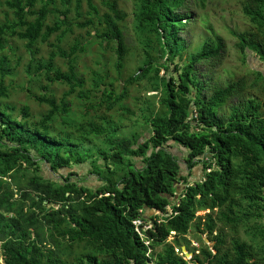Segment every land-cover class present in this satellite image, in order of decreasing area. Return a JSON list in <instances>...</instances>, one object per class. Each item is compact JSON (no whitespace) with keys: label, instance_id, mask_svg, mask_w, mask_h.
Listing matches in <instances>:
<instances>
[{"label":"trees","instance_id":"obj_1","mask_svg":"<svg viewBox=\"0 0 264 264\" xmlns=\"http://www.w3.org/2000/svg\"><path fill=\"white\" fill-rule=\"evenodd\" d=\"M129 1L131 14L120 0H88V15L73 18V0H4L0 264H264V69L256 63L264 65V0H240L246 22L233 33L235 46L252 68L239 77L224 68L227 43L211 26L197 45L189 37L198 30L193 8L207 0ZM77 29L87 45L79 40L68 51ZM13 40L28 53L27 76L46 82L32 94L46 107L38 118L9 103L22 61ZM42 44L51 47L48 58L39 56ZM88 46L100 50L90 88L77 64ZM55 84L69 88L60 101ZM131 89L145 91L134 107L126 104ZM72 94L83 104L80 125L72 123ZM90 110L108 114L86 122ZM138 126L150 129L144 140ZM170 141L186 151V175ZM80 165L98 186L72 179ZM192 229L207 233L214 249L199 236L203 247L186 259Z\"/></svg>","mask_w":264,"mask_h":264},{"label":"rangeland","instance_id":"obj_2","mask_svg":"<svg viewBox=\"0 0 264 264\" xmlns=\"http://www.w3.org/2000/svg\"><path fill=\"white\" fill-rule=\"evenodd\" d=\"M122 2H125L126 5H124L125 10H127L130 14L133 11V5L129 0H120ZM240 0H207L206 7L204 9H200L198 5V9H195V6L193 8L194 11V17L198 19V30L194 31L191 33L189 36L193 42L197 45L198 40L201 39L200 36L202 34H206L207 28L212 27L216 33L222 35L227 43V56L225 59L224 63V68L227 70V72H238L235 75L239 77L241 73L239 71H248L249 68L242 64L241 57L239 55V52L237 51V48L235 46L236 44V37L234 36V32H240L244 30L245 26V15L242 12V5L240 4ZM41 5V4H40ZM59 8L61 10H64L61 4H59ZM70 10V16L73 18H78V17H85L88 15L90 12L89 6H88V0H80V6L78 7V2L77 0H73L71 6L69 7ZM7 11V6L4 4V0L0 1V18L3 19L5 17ZM196 13V14H195ZM52 22V19H51ZM129 26L131 25V18L128 20ZM130 37V36H129ZM131 38V37H130ZM89 39V36L86 34V32L82 29H77L76 33L74 35H70V37L67 39L66 44L64 45L66 50H70V47L79 40H83L84 45L86 44V40ZM55 37L51 38L52 43H56ZM13 47L16 49L17 56H20L22 58L21 65L17 67L15 74L10 77L11 79V98L9 100V103L15 106L16 108H21L24 106H28L33 113V116L35 118H38L40 113L44 112L46 110V107H41L38 105V103L35 100V97H33L32 94L38 95L40 93V90L38 89L37 86H40L42 84H46V82L42 79L38 84L36 83L35 79H30L27 76L26 69L29 67V62H28V53L25 50V48L22 46V42L13 40L12 42ZM129 44L130 46H135V41L133 38L129 39ZM51 50L50 45L48 44H42L41 45V52L39 56H44V58H48V53ZM8 51V50H7ZM99 47L97 46L96 48H93L91 46H88V51L85 53H77L78 58H77V64L78 66L83 70V75L85 80L88 82L87 88H90L91 84V78L93 77L94 71H97V65L96 62L99 60ZM16 57L11 56V65L14 67L16 65ZM250 58L253 57L252 53H249ZM132 67L130 69L133 70L137 67V61L136 57L134 56L132 59ZM59 64H61L60 61H58ZM258 64L257 68L259 69H264V65ZM33 66H37L36 64ZM78 67V68H79ZM129 72L126 71L125 74H128ZM161 74H164V72H161ZM54 95L57 98V101H60L61 98L63 97L64 93L68 91V87L66 85L62 84H55L53 87ZM79 90V89H78ZM93 95H97L98 97L100 96V93L97 91H92ZM131 96L126 100V104H128L131 107H134L135 105V97L139 95H144L145 91H140L134 89H131ZM153 93H148L147 95L150 96ZM68 101H70V110H71V117H73L72 123L75 125H80L81 118H82V112L84 111L83 109V104L80 101V99L77 97V94H72L67 97ZM103 114H108V111L106 110H101V111H95V110H90L87 115H86V122L89 121H98L101 123V118H99L100 115ZM109 116H112L113 119L116 121L119 120L118 114L109 112ZM124 123H129L127 121H124ZM140 132V137L141 140H144L145 137H147L150 129L147 128H141L139 130V126L137 127V130ZM170 145V151L177 155L178 158L181 160V166H182V174L186 175V164L184 163L185 160H182L183 157L185 156V149L181 147L180 145L174 143V142H169ZM200 169L202 173L201 167H198L195 169V174L198 175ZM45 177L49 178L52 175L51 171H44L42 170ZM193 171V170H192ZM75 175L72 176V179L78 181V182H83L87 186H98L99 183H96L93 181V179L96 181L97 176L94 174H91V168L88 165H80L75 167ZM192 173V172H191ZM200 173V175H201ZM197 177V176H196ZM57 180L61 179V175L56 176ZM193 180H191V183ZM181 187L180 189H184V185L182 184L179 186ZM180 192H178L179 194ZM168 211L171 212V207H167ZM207 213V211H202L199 212V216H203ZM199 236L203 238V241L205 244H208L210 248L214 249V242H211V240L208 237V234H201L199 235L196 230L192 229V231L185 237V240L188 241L186 243L189 248L188 250L190 252L195 251L196 254L199 253V250L201 247H203L202 241L199 239ZM174 240V235H171L168 238V242H172ZM2 242H0V245ZM185 243H182L183 246H187ZM179 248V247H178ZM195 249V250H194ZM162 247H158L156 249L157 252L162 251ZM179 250V249H178ZM181 254V253H180ZM191 259H194L191 257H188ZM186 258V259H188ZM0 262H3V258L0 255Z\"/></svg>","mask_w":264,"mask_h":264},{"label":"clouds","instance_id":"obj_3","mask_svg":"<svg viewBox=\"0 0 264 264\" xmlns=\"http://www.w3.org/2000/svg\"><path fill=\"white\" fill-rule=\"evenodd\" d=\"M97 6H98V5H97ZM97 6H96V7H97ZM182 186H183V185H182ZM180 188H181V187H180ZM180 188H179V192L181 193L184 189H183V187H182V189H180ZM184 188H185V186H184ZM183 247L186 248V251L190 254V256H187V255H186V251H184ZM183 247H182V252H183V253H181V254H184V255H185V258H188V257H191V256L193 257L194 254H193L192 252H190V251L187 249L186 246H183ZM188 259H191V258H188Z\"/></svg>","mask_w":264,"mask_h":264},{"label":"built area","instance_id":"obj_4","mask_svg":"<svg viewBox=\"0 0 264 264\" xmlns=\"http://www.w3.org/2000/svg\"><path fill=\"white\" fill-rule=\"evenodd\" d=\"M134 224L136 225V229H137V231H139V230H138L139 227H140V226H143V221H142V220H136V221L134 222Z\"/></svg>","mask_w":264,"mask_h":264},{"label":"water","instance_id":"obj_5","mask_svg":"<svg viewBox=\"0 0 264 264\" xmlns=\"http://www.w3.org/2000/svg\"><path fill=\"white\" fill-rule=\"evenodd\" d=\"M183 249H184V251H186V248L183 247ZM186 255L190 256V254L187 251H186Z\"/></svg>","mask_w":264,"mask_h":264},{"label":"crops","instance_id":"obj_6","mask_svg":"<svg viewBox=\"0 0 264 264\" xmlns=\"http://www.w3.org/2000/svg\"><path fill=\"white\" fill-rule=\"evenodd\" d=\"M194 180H198V178H195Z\"/></svg>","mask_w":264,"mask_h":264}]
</instances>
